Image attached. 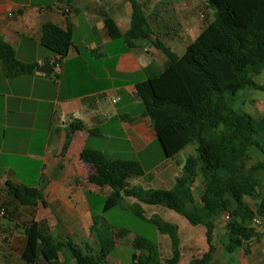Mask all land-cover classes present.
<instances>
[{"label": "crops", "instance_id": "crops-1", "mask_svg": "<svg viewBox=\"0 0 264 264\" xmlns=\"http://www.w3.org/2000/svg\"><path fill=\"white\" fill-rule=\"evenodd\" d=\"M161 1L136 0L148 21V37L130 38L129 43L126 34L133 10L129 0H0V39L11 45L19 61L38 68L52 65L50 73L36 69L13 78L0 70V207L8 215L0 216V264H27L21 256L26 245L18 228L22 219L36 222L55 237L70 235L83 250L93 237L99 241L93 225L99 209L96 197L106 199L111 189L88 181L94 166L80 160L84 148L138 162L145 176L128 180L130 188L176 189L185 166L181 151L165 157L150 118L143 114L137 84L164 71L168 61L164 49L185 54L205 26H198L195 19L199 2H166L174 5L173 10H183L185 23L176 15L166 19L163 12L169 16L170 10L160 6ZM107 19L117 24L121 35L109 36ZM47 23L72 28L73 46L61 63L42 45ZM79 124L81 130L76 129ZM9 182L38 189L46 206H22L7 194ZM141 206L158 207L155 211L174 223V210ZM175 213L182 219L174 223L179 237L182 230L191 236L195 225ZM2 218L14 225L8 227ZM239 258V264H264L263 252ZM37 264L65 262L63 256L54 263L40 257Z\"/></svg>", "mask_w": 264, "mask_h": 264}, {"label": "trees", "instance_id": "trees-1", "mask_svg": "<svg viewBox=\"0 0 264 264\" xmlns=\"http://www.w3.org/2000/svg\"><path fill=\"white\" fill-rule=\"evenodd\" d=\"M129 1L133 8L132 26L126 37L130 43V38L146 39L149 27L142 4ZM206 2L216 11L214 21L205 26L185 54L178 56L164 49L168 58L164 71L137 84L143 114L150 118L165 157L173 158L189 144L196 143L197 155L186 160L176 189L130 188L128 180L145 176L136 161L118 160L88 148H84L80 158L94 166L88 181L111 189L103 212L133 197L138 200L133 203L136 214L143 220L147 218L142 216L141 204L159 205L180 213L192 225L202 224L209 251L202 258L194 257L191 264H214L211 234L221 214L229 216L225 227L227 242L222 246L227 253L244 250L247 243L260 236L251 227L256 213L245 202V197H252L256 181L241 177L235 164L250 158L252 150L264 156V116L255 118L237 109L236 101L244 89L256 87L253 76L264 70V0ZM105 26L110 37L121 35L112 19L105 20ZM71 30L53 23L42 29V45L55 55L56 63H61L73 46ZM37 67L38 64L19 61L11 45L0 39V70L7 77L33 74ZM82 128L81 124L76 126L77 130ZM260 166L255 164V168ZM199 172L206 182L201 202L196 204L191 185ZM7 194L24 207L34 208L38 203L46 206L36 188L9 182ZM258 213L264 217V203ZM93 221L101 253L110 257L116 247L113 225L101 222L95 215ZM148 221L159 233L170 237L171 257L164 260L158 242L136 235L132 242L136 250L133 264H180L178 226L157 216ZM24 234L26 245L21 256L27 264H37L40 257L49 263L58 262L63 255L73 259L74 264H101L70 235L55 237L34 221L24 228ZM229 257L235 261L232 255Z\"/></svg>", "mask_w": 264, "mask_h": 264}, {"label": "rangeland", "instance_id": "rangeland-1", "mask_svg": "<svg viewBox=\"0 0 264 264\" xmlns=\"http://www.w3.org/2000/svg\"><path fill=\"white\" fill-rule=\"evenodd\" d=\"M179 1L182 2L184 0ZM195 1L199 2L200 6V10L196 12L195 18L198 22V26H207L212 23L215 18V9L209 8L210 6L207 4L206 0ZM166 2H169V0H162L161 3L159 2L160 6H162L161 4H164V6H168V9L170 10L168 12L170 13L169 16L167 12H163L164 17L169 19L168 17L171 15H176V17H181L186 23L183 16V10L181 8L173 10L174 5H167ZM173 2L178 3V0H173ZM157 15H159V13H157ZM252 80L256 84V87L246 88L241 92L240 97L236 101V108L243 110L244 112H247V114L257 118L264 116V70L253 76ZM196 155V143H191L183 151L181 150L180 159L182 162L186 163V160H188L189 157ZM256 163H260L261 166L259 168H255ZM235 166H238V172L240 173L241 177H244L247 180L256 181V185L253 188L252 197H245V202L246 205L256 213L255 219H259V221H261L260 224L252 222L251 226L260 233V236L258 239L247 243L244 247V250L236 251L233 254L227 253L222 246H224L227 242L225 227L229 224V221L226 219L225 214H221L218 217L215 223L216 225L214 226L215 228L211 234L214 245V252L212 253V262L214 264H239V257L249 258L252 253H264V217L258 213L259 206L264 203V156L261 153L253 152L252 150V155L250 158L245 157L242 161L237 162ZM205 182V178L199 172L195 182H193L191 185L192 196L197 202L196 204L201 202V197L204 194ZM96 199L99 202V209L96 211V217L101 222L105 221L113 225V235L116 242V247L110 254V257H104L101 253L99 241H96L93 237V240H89L91 244H89L88 249H84L85 252L87 251L92 253L101 264H133L132 255L136 250L133 248L132 242L137 235L158 242V249L164 260L171 257L170 237L168 235L159 233L156 227L148 221V219L157 216L159 220L168 222L167 220L163 219L167 218L161 215V211H155V209L158 207L153 208L144 206V209L141 206L143 211L142 216L147 218L146 220H143L138 216V214H136V208L134 207L133 203H130L131 201L127 200L126 198L125 200L121 201L118 206L108 209L104 212L103 206L105 199H100L99 197H96ZM153 211H155L156 214H152ZM6 216L8 215L6 214ZM171 219H173L172 222L174 223H178L180 220H182L175 212H172ZM22 220L20 221V227L18 228L21 231L20 235H25L24 229L21 227L27 222V219ZM2 221L8 227L14 225L7 218H2ZM29 223L30 222L28 221L27 224ZM122 231L124 232L121 233ZM180 241L181 245L183 244L182 251L184 253V261L181 264H191V261L194 257L202 258L209 251L206 229L204 226H202V224L195 225L194 232L189 237H187V233L182 230ZM230 255L235 258V261L229 257ZM63 261L66 264H74L73 259L66 255H63Z\"/></svg>", "mask_w": 264, "mask_h": 264}, {"label": "water", "instance_id": "water-1", "mask_svg": "<svg viewBox=\"0 0 264 264\" xmlns=\"http://www.w3.org/2000/svg\"><path fill=\"white\" fill-rule=\"evenodd\" d=\"M37 71L40 73H50L52 72V65L51 64H44L40 66L39 68L37 67Z\"/></svg>", "mask_w": 264, "mask_h": 264}, {"label": "built area", "instance_id": "built-area-1", "mask_svg": "<svg viewBox=\"0 0 264 264\" xmlns=\"http://www.w3.org/2000/svg\"><path fill=\"white\" fill-rule=\"evenodd\" d=\"M66 13H68V10H66ZM5 215H6V209L5 208H0V216L3 217ZM225 217H226L227 220H229V216L226 215ZM253 222L258 223V224L261 223V221H259V219H254Z\"/></svg>", "mask_w": 264, "mask_h": 264}]
</instances>
